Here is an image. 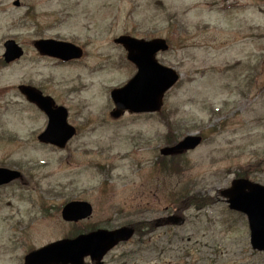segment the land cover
Listing matches in <instances>:
<instances>
[{
  "label": "rangeland",
  "instance_id": "1",
  "mask_svg": "<svg viewBox=\"0 0 264 264\" xmlns=\"http://www.w3.org/2000/svg\"><path fill=\"white\" fill-rule=\"evenodd\" d=\"M0 0V166L23 178L0 186V264L94 227H141L103 264H264L247 216L221 190L247 175L264 184V0ZM164 37L158 59L180 73L157 113L113 119L111 92L135 73L122 34ZM41 37L73 41L71 63L42 56ZM12 39L24 56L4 62ZM28 84L69 109L78 132L64 149L37 135L47 116L18 86ZM190 133L194 150L160 149ZM211 195L197 208L188 194ZM71 200L93 205L90 218L63 220ZM86 264H94L90 258Z\"/></svg>",
  "mask_w": 264,
  "mask_h": 264
},
{
  "label": "water",
  "instance_id": "2",
  "mask_svg": "<svg viewBox=\"0 0 264 264\" xmlns=\"http://www.w3.org/2000/svg\"><path fill=\"white\" fill-rule=\"evenodd\" d=\"M18 5V1L15 2ZM128 50V59L137 66V73L124 86L111 92L115 109L113 117L121 116L125 110L131 112L158 111L163 104V96L178 80L180 75L156 58L159 51L169 46L165 39H136L123 35L116 39ZM35 46L43 54L69 60L82 56V50L68 42L41 39ZM5 58L8 62L23 54L22 48L14 40L6 42ZM19 90L28 101L36 104L48 116L45 129L38 140L58 147H65L75 135L76 128L68 123V111L56 106L54 99L31 85H19ZM201 136L188 135L178 144L165 147L162 154H178L193 149L201 142ZM21 176L18 170L0 167V185L9 183ZM226 197L230 209L245 214L250 227V240L255 249L264 251V185L247 178H235L230 187L221 191ZM92 213V205L86 201L68 202L62 210V217L68 221H78ZM135 230L124 226L117 229H98L75 238H66L53 242L25 256V264H83L84 257L90 255L100 262L106 253L118 242L131 238Z\"/></svg>",
  "mask_w": 264,
  "mask_h": 264
},
{
  "label": "trees",
  "instance_id": "3",
  "mask_svg": "<svg viewBox=\"0 0 264 264\" xmlns=\"http://www.w3.org/2000/svg\"><path fill=\"white\" fill-rule=\"evenodd\" d=\"M239 177H248L247 175H241ZM181 201H187V204L195 206L197 208H204L206 206H209L210 204L214 203V199L211 195H197L195 194H188L185 196L180 197ZM136 229L139 232L141 227L139 225H136Z\"/></svg>",
  "mask_w": 264,
  "mask_h": 264
},
{
  "label": "flooded vegetation",
  "instance_id": "4",
  "mask_svg": "<svg viewBox=\"0 0 264 264\" xmlns=\"http://www.w3.org/2000/svg\"><path fill=\"white\" fill-rule=\"evenodd\" d=\"M59 62H62V61H60V60H58Z\"/></svg>",
  "mask_w": 264,
  "mask_h": 264
}]
</instances>
